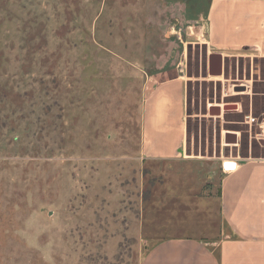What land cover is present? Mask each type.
Instances as JSON below:
<instances>
[{"label": "rangeland", "instance_id": "1", "mask_svg": "<svg viewBox=\"0 0 264 264\" xmlns=\"http://www.w3.org/2000/svg\"><path fill=\"white\" fill-rule=\"evenodd\" d=\"M209 1L0 0V264H140L162 239L223 235L221 167L264 157L245 123L264 114V57L209 74ZM159 73L187 80L180 159L141 151Z\"/></svg>", "mask_w": 264, "mask_h": 264}, {"label": "crops", "instance_id": "2", "mask_svg": "<svg viewBox=\"0 0 264 264\" xmlns=\"http://www.w3.org/2000/svg\"><path fill=\"white\" fill-rule=\"evenodd\" d=\"M199 32L209 54L253 49L264 57V0H210ZM161 74L150 77L154 84L142 107L141 151L154 160L180 159L187 136V80L182 74L159 79ZM227 166L234 168L226 172ZM220 173L223 235L162 239L140 264H264V157L232 158Z\"/></svg>", "mask_w": 264, "mask_h": 264}, {"label": "water", "instance_id": "3", "mask_svg": "<svg viewBox=\"0 0 264 264\" xmlns=\"http://www.w3.org/2000/svg\"><path fill=\"white\" fill-rule=\"evenodd\" d=\"M223 69V56L220 53H211L208 55V72L210 75H221L222 74V70ZM214 110H216V114H220L221 113V109L219 106H215L213 107ZM225 110L228 109H237V105L236 104H226L224 106ZM226 137H231L232 141L231 142H235L236 141V135L235 133H228ZM260 143L262 145H264L263 140L260 141Z\"/></svg>", "mask_w": 264, "mask_h": 264}, {"label": "built area", "instance_id": "4", "mask_svg": "<svg viewBox=\"0 0 264 264\" xmlns=\"http://www.w3.org/2000/svg\"><path fill=\"white\" fill-rule=\"evenodd\" d=\"M245 123L249 125V128L252 126H255L257 131L255 132L254 138L259 144H261L260 143L261 140H263L264 142V114L257 115V116L248 114L245 116ZM233 168H234L233 166H227V167H224L223 170L226 172H229V171H232Z\"/></svg>", "mask_w": 264, "mask_h": 264}]
</instances>
